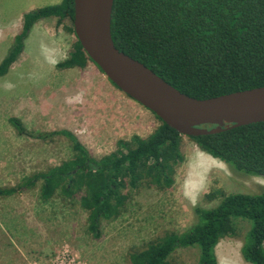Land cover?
<instances>
[{
  "label": "trees",
  "instance_id": "obj_1",
  "mask_svg": "<svg viewBox=\"0 0 264 264\" xmlns=\"http://www.w3.org/2000/svg\"><path fill=\"white\" fill-rule=\"evenodd\" d=\"M56 17L67 21L76 37L74 0L27 13L23 31L0 64L7 75L24 49L34 25ZM112 37L120 51L142 62L182 93L197 99L264 87V0H115ZM94 63L76 37L69 58L59 68H86ZM156 116V114H155ZM148 137L119 140L116 150L94 158L66 130L38 135L65 136L74 156L45 172L29 176L20 189L39 186L40 200L57 196L78 201L87 213L88 231L102 235L105 221L118 219L144 187L163 190L175 182L183 164L184 136L162 122ZM19 133L24 128L12 121ZM211 157L235 172L264 178V122L189 137ZM16 189H0L9 196ZM194 224L185 232H168L128 254L127 264H169L183 248L199 251V264H219L216 249L226 237H238L237 221L247 223L241 254L248 264H264V189L260 193L224 195L210 208H194Z\"/></svg>",
  "mask_w": 264,
  "mask_h": 264
},
{
  "label": "rangeland",
  "instance_id": "obj_2",
  "mask_svg": "<svg viewBox=\"0 0 264 264\" xmlns=\"http://www.w3.org/2000/svg\"><path fill=\"white\" fill-rule=\"evenodd\" d=\"M60 2L0 0V64L23 31L25 15ZM75 42L67 21L40 20L17 61L0 77V189H16L12 195L0 196V264H127L131 251L168 232L188 230L194 224L196 206L214 207L224 195L256 194L264 189V178L231 170L186 136L182 143L185 160L177 168L174 184L163 190L141 188L122 216L103 222L99 239L89 233L87 213L78 201L57 196L43 202L40 185L20 189L29 176L74 156L67 137L43 140L38 135L69 131L97 159L117 148L120 135H115L109 123H98L89 115L87 99L91 96V102L94 95L59 92L62 85L73 81L71 69L58 64L69 58ZM121 108L128 113L127 107ZM71 117L87 124L81 128ZM12 121L19 122L24 132L20 134ZM154 122L149 129L152 133L161 126L155 115ZM133 132L122 133L123 139L130 140ZM236 224L239 236L226 237L217 246L219 264H248L241 254L247 223ZM199 259L197 249L183 248L171 256L169 264H199Z\"/></svg>",
  "mask_w": 264,
  "mask_h": 264
},
{
  "label": "water",
  "instance_id": "obj_3",
  "mask_svg": "<svg viewBox=\"0 0 264 264\" xmlns=\"http://www.w3.org/2000/svg\"><path fill=\"white\" fill-rule=\"evenodd\" d=\"M114 2L74 0L73 26L83 50L119 90L186 137L264 122V87L193 98L117 49L111 30Z\"/></svg>",
  "mask_w": 264,
  "mask_h": 264
},
{
  "label": "crops",
  "instance_id": "obj_4",
  "mask_svg": "<svg viewBox=\"0 0 264 264\" xmlns=\"http://www.w3.org/2000/svg\"><path fill=\"white\" fill-rule=\"evenodd\" d=\"M71 71L69 75H73V81L70 84H66V86L62 85L59 89L60 94L94 95L92 103L90 102L91 96L90 98L88 96L87 99L91 109L89 115L92 116V120L98 123H109V128L115 131V135H120L117 140H128V138L123 139L122 133L125 131H134L135 135L143 138L152 134L149 129L155 125V114L119 90L97 65L90 63L84 69L72 68ZM106 95L109 96V99L106 98ZM86 98L87 96L82 97V100H86ZM123 106L129 109L128 113H124V110L121 108ZM85 112L86 114L89 112L87 107L85 108ZM109 115L111 118H108ZM126 115L129 116V121L124 118ZM138 117H140V122ZM90 120L89 117L87 120L89 124ZM71 121L77 126H81V128L86 123L74 117H71ZM78 121H81V125H79Z\"/></svg>",
  "mask_w": 264,
  "mask_h": 264
}]
</instances>
